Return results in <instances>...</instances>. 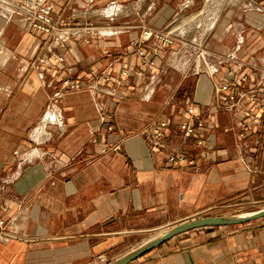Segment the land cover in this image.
<instances>
[{
	"label": "crops",
	"instance_id": "obj_1",
	"mask_svg": "<svg viewBox=\"0 0 264 264\" xmlns=\"http://www.w3.org/2000/svg\"><path fill=\"white\" fill-rule=\"evenodd\" d=\"M48 3L56 18L121 28L61 49L0 3V264H111L184 221L264 208V116L254 107L262 123L241 138L249 103L224 106L215 91L231 53L239 72L261 80L264 0ZM143 27L178 40L138 75L132 47L153 56L156 44L139 41ZM122 70L130 76L120 86L92 81V71L118 78ZM66 78L84 88L62 90ZM188 105L209 122L207 158L179 129ZM162 120L158 150L150 139ZM174 153L195 165L171 166ZM129 264H264V217L191 230Z\"/></svg>",
	"mask_w": 264,
	"mask_h": 264
},
{
	"label": "built area",
	"instance_id": "obj_2",
	"mask_svg": "<svg viewBox=\"0 0 264 264\" xmlns=\"http://www.w3.org/2000/svg\"><path fill=\"white\" fill-rule=\"evenodd\" d=\"M0 3L10 14L16 13L21 16L23 25L30 31L42 35L46 40H52L56 43V47L61 49L66 48V45L72 40L77 41L84 40L86 43H90L92 39H98L101 37L114 36L119 33L118 27L113 24L96 25L92 22L79 23L78 21H70L63 17L56 18L53 10V6L48 3V0H0ZM115 3L109 6V9L117 8ZM114 15H109L111 19ZM85 34H88L85 37ZM155 41V48L150 56L145 46L137 48L132 47V51L136 53L140 59V66L137 70L138 75H143L145 70L155 65L156 58L159 57L161 51L164 48L172 47L178 40V36L172 31H160L151 27H143L139 38L142 44H146L149 41ZM240 41L239 43H241ZM239 48V44L237 46ZM201 57L205 56V53H199ZM54 60L57 63H64V55H55ZM227 69L225 75L227 79L215 84V91L224 106L234 107L238 102L246 99L249 106L243 109V118L248 122L243 126L240 133L241 138H246L250 134L253 126H259L262 123L260 116L254 113V107L264 116V70H260V79L256 80L254 73L244 74L241 71L243 65L237 63L234 54L228 55L223 61L220 60L219 65H225ZM237 64V68L229 66V64ZM52 67V65H50ZM211 74L219 71L218 67L209 68ZM93 83L102 81L103 83H114L117 86L122 85L123 80L130 76L129 71L122 70L118 78H114L111 74H98L95 71L91 72ZM91 83L87 87L90 89H96L95 85ZM84 88L83 84L75 79L66 78L62 81V90L75 91ZM109 95H116L115 89L107 90ZM196 108L193 105H188L186 112L189 115V119L179 124V129L186 136L194 139L196 145L202 149L200 155L203 158L208 157V150L210 149V143L206 139L205 133L209 129L208 120L195 112ZM109 116L102 117L105 121ZM48 119L52 122L57 121V117L54 114L48 115ZM169 126L168 120H162L159 122L157 129L151 136V143L153 148L161 149L163 147V140L166 138V130ZM108 131L113 130L112 124H108ZM118 147H115L117 149ZM107 151V148L102 150ZM168 163L171 166H181L187 164L190 166L195 165L194 158H188L184 153H174L168 156Z\"/></svg>",
	"mask_w": 264,
	"mask_h": 264
},
{
	"label": "water",
	"instance_id": "obj_3",
	"mask_svg": "<svg viewBox=\"0 0 264 264\" xmlns=\"http://www.w3.org/2000/svg\"><path fill=\"white\" fill-rule=\"evenodd\" d=\"M264 217V208L243 214H237L232 216H207L198 219H192L190 221H184L167 232H165L160 237L154 239L153 241L147 243L146 245L140 247L139 249L133 251L127 256L111 263V264H129L137 258L143 256L144 254L158 248L162 244L168 242L174 237L187 233L191 230L207 228V227H225L242 225L253 220H257Z\"/></svg>",
	"mask_w": 264,
	"mask_h": 264
},
{
	"label": "rangeland",
	"instance_id": "obj_4",
	"mask_svg": "<svg viewBox=\"0 0 264 264\" xmlns=\"http://www.w3.org/2000/svg\"><path fill=\"white\" fill-rule=\"evenodd\" d=\"M107 13H108V12H107ZM257 210H258V209L252 207V208H247V209L243 210L242 212H234V213H230V214H228V215H226V216H232V215H237V214L249 213V212H253V211H257ZM167 231H168V230H167ZM167 231H165V232H167ZM161 234H162V233H161ZM161 234L157 235L156 238L160 237ZM156 238H155V239H156ZM98 264H108V262H106L103 258H100V259L98 260Z\"/></svg>",
	"mask_w": 264,
	"mask_h": 264
},
{
	"label": "bare ground",
	"instance_id": "obj_5",
	"mask_svg": "<svg viewBox=\"0 0 264 264\" xmlns=\"http://www.w3.org/2000/svg\"><path fill=\"white\" fill-rule=\"evenodd\" d=\"M111 10V9H110ZM111 12H115V9H114V11H110L109 13H111ZM111 14H113V13H111ZM165 233V232H164ZM163 232H162V234L161 235H163L164 234Z\"/></svg>",
	"mask_w": 264,
	"mask_h": 264
}]
</instances>
